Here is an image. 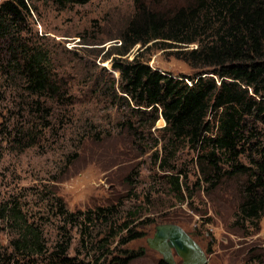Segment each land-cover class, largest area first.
I'll return each instance as SVG.
<instances>
[{"label":"rangeland","instance_id":"1","mask_svg":"<svg viewBox=\"0 0 264 264\" xmlns=\"http://www.w3.org/2000/svg\"><path fill=\"white\" fill-rule=\"evenodd\" d=\"M192 1L91 0L65 9L52 1L36 2L21 41L49 56L52 82L38 99L22 81L10 84L0 74L1 252H12L16 233L10 209L16 204L24 218L41 227L48 251L69 238V256L92 264L98 257L109 264L130 250L143 254L129 264H158L162 257L146 241L156 226L172 224L168 219L178 221L203 248L207 264H264V218L253 228L234 224L244 179L217 188L205 185L197 151L186 145L167 160L162 150L168 139L164 120L153 124L116 97L119 74L112 61L122 51L119 38L129 22L143 11H174ZM182 51L152 42L144 49L136 46L123 59L139 58L175 77L192 75ZM5 54L6 47H1L0 57ZM253 126L258 134L244 148L245 165L258 156L255 147H264V129ZM32 136L39 137L35 145ZM172 178L179 179L181 194L170 184ZM53 196L60 197L69 212L114 206L117 214L109 223H88L86 230L84 224L64 220ZM166 218L168 223L156 222ZM130 229L144 238L121 246ZM47 259L39 257L34 263L47 264ZM175 261L183 264L179 257Z\"/></svg>","mask_w":264,"mask_h":264},{"label":"trees","instance_id":"2","mask_svg":"<svg viewBox=\"0 0 264 264\" xmlns=\"http://www.w3.org/2000/svg\"><path fill=\"white\" fill-rule=\"evenodd\" d=\"M37 1H52L65 9L91 0H6L0 5V48L7 49L0 57V74L10 84L22 81L31 95L41 99L52 82L49 56L21 41ZM119 39L122 51L112 61L113 71L119 74V103L132 113L150 117L153 124L164 120L168 139L162 150L167 160L174 159L176 151L186 145L197 151L196 163L205 185L217 188L226 181L244 179L234 224L239 229L246 224L257 227L264 218V147L254 148L258 156L250 165L241 158L258 134L253 124L264 129V0H193L174 11L168 7L143 11ZM152 42L179 46L184 50L181 59L194 73L175 77L139 58L123 59L136 46L144 49ZM35 110L40 111L37 106ZM33 138L35 145L39 137ZM170 184L181 194L178 178H172ZM53 197L64 220L74 226L84 224L86 230L88 223H109L117 214L114 206L69 212L60 197ZM10 214L16 237L11 241V253L0 251V264H19V259L35 264L34 259L43 256L48 257L47 264H92L69 256V238L48 251L40 226L24 218L16 204ZM168 220L180 226L178 221ZM159 221L168 223L167 218ZM144 236L130 229L121 246ZM124 253L109 264H129L143 250ZM101 260L98 257L95 264H103ZM158 264L167 263L161 259Z\"/></svg>","mask_w":264,"mask_h":264},{"label":"water","instance_id":"3","mask_svg":"<svg viewBox=\"0 0 264 264\" xmlns=\"http://www.w3.org/2000/svg\"><path fill=\"white\" fill-rule=\"evenodd\" d=\"M146 242L148 247L157 252L167 264H177L176 257L182 259L183 264L208 263L203 248L179 225L156 226L153 236Z\"/></svg>","mask_w":264,"mask_h":264}]
</instances>
